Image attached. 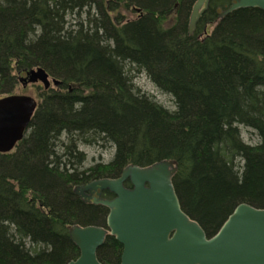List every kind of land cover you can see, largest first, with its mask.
Segmentation results:
<instances>
[{"label":"trees","instance_id":"obj_1","mask_svg":"<svg viewBox=\"0 0 264 264\" xmlns=\"http://www.w3.org/2000/svg\"><path fill=\"white\" fill-rule=\"evenodd\" d=\"M233 1L210 0L188 36L195 0H0V97L35 68L61 82L40 89L22 140L0 153V264L73 260L66 227L101 226L105 212L73 187L127 165L175 160L182 210L209 236L238 204L264 208V12L218 19ZM138 74L172 110L134 85ZM81 146L111 159L83 169ZM120 254L112 237L97 251L101 264Z\"/></svg>","mask_w":264,"mask_h":264},{"label":"water","instance_id":"obj_2","mask_svg":"<svg viewBox=\"0 0 264 264\" xmlns=\"http://www.w3.org/2000/svg\"><path fill=\"white\" fill-rule=\"evenodd\" d=\"M210 0H196L191 7L187 35L192 36ZM239 9L264 12V0H235L218 19ZM137 13L140 10L135 9ZM23 87L40 83L44 90L61 82L50 79L41 68L20 79ZM37 107L27 95L0 98V153H10L26 133ZM175 160H161L146 167L125 166L119 176L100 179L74 193L88 203L85 192L99 190L113 195L93 204L107 210L105 226H67L78 257L67 264H101L97 251L107 237L121 246L119 264H264V208L238 204L211 237L183 212L172 179Z\"/></svg>","mask_w":264,"mask_h":264},{"label":"rangeland","instance_id":"obj_3","mask_svg":"<svg viewBox=\"0 0 264 264\" xmlns=\"http://www.w3.org/2000/svg\"><path fill=\"white\" fill-rule=\"evenodd\" d=\"M124 14V12H123ZM137 14V13H136ZM134 16V14H126V17ZM175 15L171 13L168 17L164 18V25H170L174 20ZM212 26L208 28L207 31H210ZM134 85L140 89L141 92L146 93L147 95L151 96L158 104L162 105L163 107L172 110L173 104L171 98L160 91H158L145 77L144 74H138L134 77ZM52 86V85H51ZM53 87V86H52ZM55 88V87H53ZM42 89V85L40 83L34 85H26L25 87L18 81L14 91L12 94L14 95H27L35 100H38L37 96ZM241 138L243 142L249 144H255L257 142V138L255 134L246 128H241ZM81 152L85 155L86 159L83 164V169L87 167H91L97 164H107L112 156V150L105 148H96V147H85L81 146L79 148Z\"/></svg>","mask_w":264,"mask_h":264},{"label":"flooded vegetation","instance_id":"obj_4","mask_svg":"<svg viewBox=\"0 0 264 264\" xmlns=\"http://www.w3.org/2000/svg\"><path fill=\"white\" fill-rule=\"evenodd\" d=\"M196 1V0H195ZM97 179H92V180H89V181H87L86 183H81V184H79V185H75L74 187H73V189H72V191H73V194H74V196L83 204V205H85V206H89V207H101V206H99V205H94L92 202H93V200L94 199H99V200H109V199H111L112 197H113V195H111L110 193H108V192H106V191H99V190H97V191H92L91 192V194L89 193V192H85V194L87 195V196H91V198L89 199V202L88 203H86V202H84V198H81V197H79V196H77L75 193H74V189H75V187H84V186H86V185H88V184H90L91 182H93V181H96ZM101 208H103L104 210H105V212H104V217H103V225H101L100 227H104L105 226V218H106V215H107V210L104 208V207H101ZM76 225V224H75ZM79 226H81V224H79ZM85 226V225H84ZM218 231V230H217ZM216 231V232H217ZM215 232V233H216ZM214 233V234H215ZM214 234H212V235H207V237H211V236H213ZM74 246V245H73ZM75 247V246H74ZM76 248V247H75ZM78 257V250H77V248H76V255H75V257H74V259L73 260H75L76 258ZM98 258V257H97ZM71 261V260H70Z\"/></svg>","mask_w":264,"mask_h":264},{"label":"bare ground","instance_id":"obj_5","mask_svg":"<svg viewBox=\"0 0 264 264\" xmlns=\"http://www.w3.org/2000/svg\"><path fill=\"white\" fill-rule=\"evenodd\" d=\"M36 69V68H35ZM148 80V79H147ZM133 81H134V79H133ZM134 83V82H133ZM44 90V89H43ZM44 91H46V90H44ZM38 100H36V102H37ZM37 105H38V102H37ZM37 108V107H36ZM97 180H100V179H97Z\"/></svg>","mask_w":264,"mask_h":264}]
</instances>
